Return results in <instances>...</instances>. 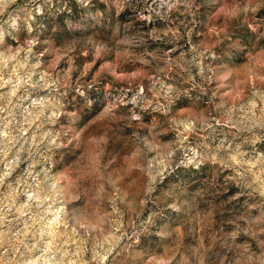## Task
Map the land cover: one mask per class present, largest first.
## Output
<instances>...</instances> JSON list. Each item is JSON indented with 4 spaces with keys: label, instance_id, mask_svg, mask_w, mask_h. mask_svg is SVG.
<instances>
[{
    "label": "rangeland",
    "instance_id": "374dc122",
    "mask_svg": "<svg viewBox=\"0 0 264 264\" xmlns=\"http://www.w3.org/2000/svg\"><path fill=\"white\" fill-rule=\"evenodd\" d=\"M0 264H264V0H0Z\"/></svg>",
    "mask_w": 264,
    "mask_h": 264
}]
</instances>
